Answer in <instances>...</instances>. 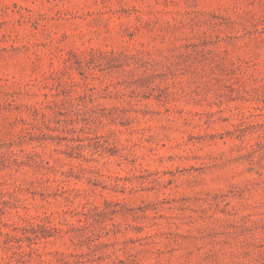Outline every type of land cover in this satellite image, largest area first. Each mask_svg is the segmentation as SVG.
<instances>
[{"label": "rangeland", "instance_id": "obj_1", "mask_svg": "<svg viewBox=\"0 0 264 264\" xmlns=\"http://www.w3.org/2000/svg\"><path fill=\"white\" fill-rule=\"evenodd\" d=\"M0 264H264V0H0Z\"/></svg>", "mask_w": 264, "mask_h": 264}]
</instances>
